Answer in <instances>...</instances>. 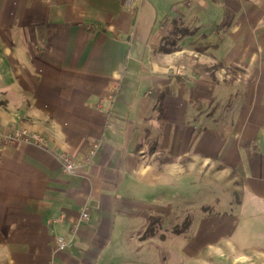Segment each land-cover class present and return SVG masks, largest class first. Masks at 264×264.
Listing matches in <instances>:
<instances>
[{
	"label": "crops",
	"instance_id": "1",
	"mask_svg": "<svg viewBox=\"0 0 264 264\" xmlns=\"http://www.w3.org/2000/svg\"><path fill=\"white\" fill-rule=\"evenodd\" d=\"M19 130L45 145L1 146L0 264H264L235 228L194 241L225 226L203 216L179 262L166 245L185 175L216 164L264 221V0H0V131Z\"/></svg>",
	"mask_w": 264,
	"mask_h": 264
},
{
	"label": "rangeland",
	"instance_id": "2",
	"mask_svg": "<svg viewBox=\"0 0 264 264\" xmlns=\"http://www.w3.org/2000/svg\"><path fill=\"white\" fill-rule=\"evenodd\" d=\"M189 22L187 21V24ZM161 21H157L159 27ZM191 25V24H189ZM163 46L170 44L166 41ZM169 46V45H168ZM220 165L216 164L212 170L205 171L198 175L193 173H187L184 178V184L182 187L183 207L178 206V210H174V214L168 222V239L166 245L174 247L176 249L175 258L179 262L181 258L180 250L185 246H192L189 244V240L192 237L193 226L197 225L198 217L203 216V229L207 226L218 227L219 223L225 224V226H219L215 232H202L199 237L195 238L196 242H204L215 238L220 232L224 233L229 231V228H235L231 237L233 244L239 249L247 250H260L264 252V221L257 218H250L255 214V209L251 206L243 208L240 202L244 200L243 195L237 189L240 179L237 175L232 173H223L219 171ZM239 176V175H238ZM193 180V181H192ZM229 198L231 202L228 201ZM227 210L231 217L229 220H233L232 223L229 220H225V216L217 212L218 209ZM254 212V213H253ZM214 214H218L214 216ZM224 217V218H223ZM189 219L191 223L187 231L175 236L172 232V228L176 225L182 227L184 222ZM223 221L229 222L228 224L222 223ZM159 228L158 222L148 223L146 227L147 231H153ZM221 233V234H222ZM263 235V236H262ZM191 241V240H190ZM189 244V245H188ZM185 258H183L184 260Z\"/></svg>",
	"mask_w": 264,
	"mask_h": 264
},
{
	"label": "built area",
	"instance_id": "3",
	"mask_svg": "<svg viewBox=\"0 0 264 264\" xmlns=\"http://www.w3.org/2000/svg\"><path fill=\"white\" fill-rule=\"evenodd\" d=\"M18 142H23V143H30L38 146H44L45 145V139L42 135L34 132H29L27 130H19L15 131L13 133L5 134L0 131V152H1V146L4 143H9V144H14ZM98 147H95L90 154V157L96 154ZM63 162L65 165V169L70 172V173H75L78 167L77 163L69 156H64ZM82 217L87 218L88 217V212L83 211L82 212ZM68 245L67 240H65L63 237L58 238V249L59 250H64ZM49 264H57L55 261H52Z\"/></svg>",
	"mask_w": 264,
	"mask_h": 264
},
{
	"label": "trees",
	"instance_id": "4",
	"mask_svg": "<svg viewBox=\"0 0 264 264\" xmlns=\"http://www.w3.org/2000/svg\"><path fill=\"white\" fill-rule=\"evenodd\" d=\"M213 1L216 2L217 0H213ZM222 11H223V17H222L223 20H221V22L219 23L218 29L219 30H226L227 31V29H229L231 27L233 21L235 20V17L237 15V10L233 6H231L229 4H226V5L223 6ZM179 30L182 33V35H187V34L189 35V34H192V33L195 32L194 29H191L190 27H186V26L180 28ZM169 50H171V49H169ZM159 104H160L159 105V108H160L159 117L162 120H164L163 119V112H162V109H161L162 106H163L162 105V102L159 103ZM190 223H191V220L187 219L184 222V224H183L182 227H179V226L176 225L173 228V231L175 233H178V234H180L182 232H185V231L188 230Z\"/></svg>",
	"mask_w": 264,
	"mask_h": 264
}]
</instances>
